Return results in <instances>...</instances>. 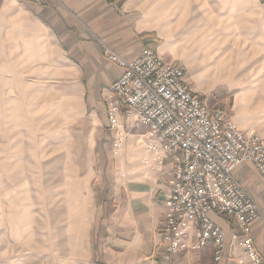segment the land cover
I'll return each instance as SVG.
<instances>
[{
    "label": "rangeland",
    "instance_id": "1",
    "mask_svg": "<svg viewBox=\"0 0 264 264\" xmlns=\"http://www.w3.org/2000/svg\"><path fill=\"white\" fill-rule=\"evenodd\" d=\"M152 2L169 48L156 51L181 61L198 54L187 78L210 104L230 109L237 86L264 91V0ZM23 11L19 3L0 13V264H89L92 204L73 172L80 101L64 96L52 39ZM210 70L201 83L192 78ZM231 71L234 83L204 86Z\"/></svg>",
    "mask_w": 264,
    "mask_h": 264
},
{
    "label": "crops",
    "instance_id": "2",
    "mask_svg": "<svg viewBox=\"0 0 264 264\" xmlns=\"http://www.w3.org/2000/svg\"><path fill=\"white\" fill-rule=\"evenodd\" d=\"M19 3L23 12L43 25L52 39L60 61L51 63L62 79L64 96L80 101L76 114L78 132L72 146L73 172L82 179L80 185L87 191L88 203L92 204L90 211L86 205L89 264H216L214 245L200 249L185 247L171 257L165 256L161 234L169 174L145 164L149 152L142 140L147 138L148 127L138 121L135 111L122 112L118 118L125 131L120 148L115 146L116 133L110 126L106 95L121 69L105 55V47L127 59L135 58L146 47L158 52L165 47L168 53L166 23L159 22L155 2L0 0V13ZM198 57L195 53L189 58L198 60ZM43 58L52 59L47 54H43ZM189 58L181 61L166 56L164 59L180 62L188 69ZM223 59L226 63L225 58L218 62ZM211 70L192 78L197 77L201 83ZM230 73L233 75L232 71ZM222 82L234 83V75L216 83L211 79L204 86ZM190 83L196 92L200 90L196 82V88L193 81ZM235 89L231 108H219L225 110L240 129H253L264 137V91L246 86ZM234 176L253 196L262 214V219L253 224L251 233L264 264V182L257 169L246 162L236 168ZM75 184L78 188V183ZM211 218L226 232L218 264H249L244 251L232 246L233 234L241 232L239 224L215 214H211ZM70 233L73 239L81 237L76 230ZM190 244L187 241V245Z\"/></svg>",
    "mask_w": 264,
    "mask_h": 264
},
{
    "label": "built area",
    "instance_id": "3",
    "mask_svg": "<svg viewBox=\"0 0 264 264\" xmlns=\"http://www.w3.org/2000/svg\"><path fill=\"white\" fill-rule=\"evenodd\" d=\"M104 53L121 69L106 95L115 146L121 147L125 133L119 116L135 111L148 127L142 140L149 152L145 164L169 174L161 234L165 256L214 245L218 264L226 232L212 220L215 214L239 224L232 246L244 251L249 264H262L251 233L262 214L234 172L250 163L264 182V137L240 129L225 110L192 88L186 67L166 61L151 47L132 59L109 47Z\"/></svg>",
    "mask_w": 264,
    "mask_h": 264
},
{
    "label": "bare ground",
    "instance_id": "4",
    "mask_svg": "<svg viewBox=\"0 0 264 264\" xmlns=\"http://www.w3.org/2000/svg\"><path fill=\"white\" fill-rule=\"evenodd\" d=\"M253 197V196H252ZM254 199V198H253Z\"/></svg>",
    "mask_w": 264,
    "mask_h": 264
}]
</instances>
